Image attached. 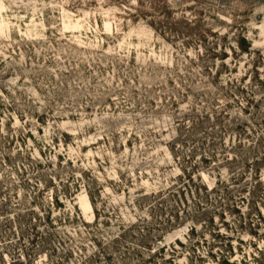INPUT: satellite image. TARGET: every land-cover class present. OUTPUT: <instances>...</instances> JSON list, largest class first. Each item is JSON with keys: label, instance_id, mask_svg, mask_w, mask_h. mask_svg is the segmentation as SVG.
<instances>
[{"label": "rangeland", "instance_id": "374dc122", "mask_svg": "<svg viewBox=\"0 0 264 264\" xmlns=\"http://www.w3.org/2000/svg\"><path fill=\"white\" fill-rule=\"evenodd\" d=\"M238 133L264 180V0H0L1 169L24 183L14 201L49 212L58 255L134 264L129 242L91 237L147 216L136 200L171 184L182 156L221 154ZM187 229L167 228L164 241L184 242ZM241 238L250 262L261 242Z\"/></svg>", "mask_w": 264, "mask_h": 264}, {"label": "trees", "instance_id": "16d2710c", "mask_svg": "<svg viewBox=\"0 0 264 264\" xmlns=\"http://www.w3.org/2000/svg\"><path fill=\"white\" fill-rule=\"evenodd\" d=\"M238 128L245 133L244 127ZM236 137L221 154L210 151L194 162L196 150L182 156L181 172L171 184L136 200L147 216L133 223L118 224V232L103 243L93 235V244L114 248L129 242L124 253L126 260L134 264H174L175 259L184 254L188 264H264V217L259 207L264 204V180L260 158L247 144L248 140L243 142L241 133ZM241 145L244 149L240 151ZM10 162L7 156L0 160V264H8L5 255L10 257L9 264H98L96 253L75 262L70 260L73 252L68 247L58 255L59 249L52 245L56 236L50 230L54 224L49 212L37 215L32 208L33 200L27 202L29 206L24 199L14 201L24 183L19 178L14 181L12 174L1 169ZM198 168L216 171L214 181L209 184L203 180ZM19 169L14 167V172L19 173ZM222 169H225L223 174ZM184 223L188 224L184 242L177 238L169 243L164 241L163 233L167 228ZM83 224L90 227L86 222ZM220 226H224L228 234H221ZM244 233L261 242V246L253 243L250 262L241 238ZM67 237L66 234L57 242L61 245ZM232 239L238 242L236 251L241 254L238 261L231 260ZM41 254L46 255L45 261L39 259ZM104 258L109 259L108 255ZM208 258L209 263L205 260Z\"/></svg>", "mask_w": 264, "mask_h": 264}]
</instances>
